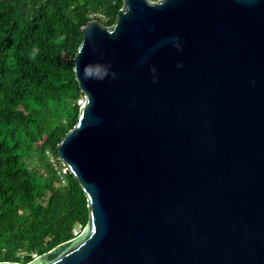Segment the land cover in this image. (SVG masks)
Listing matches in <instances>:
<instances>
[{
	"label": "water",
	"instance_id": "1",
	"mask_svg": "<svg viewBox=\"0 0 264 264\" xmlns=\"http://www.w3.org/2000/svg\"><path fill=\"white\" fill-rule=\"evenodd\" d=\"M82 32L58 155L91 220L31 263L264 264V0H125Z\"/></svg>",
	"mask_w": 264,
	"mask_h": 264
},
{
	"label": "trees",
	"instance_id": "2",
	"mask_svg": "<svg viewBox=\"0 0 264 264\" xmlns=\"http://www.w3.org/2000/svg\"><path fill=\"white\" fill-rule=\"evenodd\" d=\"M124 7L0 0V261L29 264L90 224L89 199L58 146L83 110L75 73L82 27L98 20L111 28Z\"/></svg>",
	"mask_w": 264,
	"mask_h": 264
},
{
	"label": "rangeland",
	"instance_id": "3",
	"mask_svg": "<svg viewBox=\"0 0 264 264\" xmlns=\"http://www.w3.org/2000/svg\"><path fill=\"white\" fill-rule=\"evenodd\" d=\"M78 104H80L81 107L84 108V106H85V101H84V99L81 98L80 101L78 102ZM36 164H38V163L36 162L35 165H36ZM82 234H83V232H82ZM82 234H81V235H82ZM29 264H34V263H29Z\"/></svg>",
	"mask_w": 264,
	"mask_h": 264
}]
</instances>
